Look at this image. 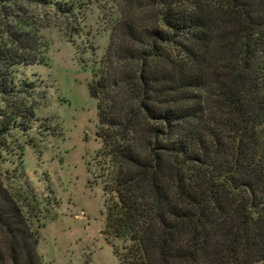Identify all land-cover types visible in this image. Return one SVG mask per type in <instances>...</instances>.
Returning <instances> with one entry per match:
<instances>
[{
  "label": "trees",
  "instance_id": "16d2710c",
  "mask_svg": "<svg viewBox=\"0 0 264 264\" xmlns=\"http://www.w3.org/2000/svg\"><path fill=\"white\" fill-rule=\"evenodd\" d=\"M151 2L157 23L123 31L137 67L119 69L118 80L132 98L109 97L107 79L89 85L107 235L130 243L127 256L115 251L122 264H264V0ZM46 5L79 9L74 0H0L10 21V42H0L4 97L18 67L46 62L28 54L21 16ZM41 228L0 177V264H43Z\"/></svg>",
  "mask_w": 264,
  "mask_h": 264
},
{
  "label": "rangeland",
  "instance_id": "374dc122",
  "mask_svg": "<svg viewBox=\"0 0 264 264\" xmlns=\"http://www.w3.org/2000/svg\"><path fill=\"white\" fill-rule=\"evenodd\" d=\"M74 1V14L46 5L21 15L31 25L28 54L46 62L18 67L11 96L0 94V177L30 224L42 227L43 264H122L115 251L127 256L130 243L107 235L109 194L89 85L107 79L109 97L129 101L118 70L137 65L125 53L124 27L144 32L158 17L151 0ZM6 23L0 11V42L8 44Z\"/></svg>",
  "mask_w": 264,
  "mask_h": 264
}]
</instances>
